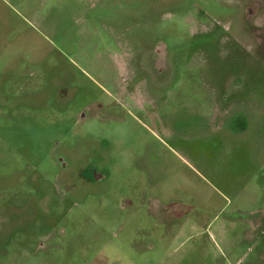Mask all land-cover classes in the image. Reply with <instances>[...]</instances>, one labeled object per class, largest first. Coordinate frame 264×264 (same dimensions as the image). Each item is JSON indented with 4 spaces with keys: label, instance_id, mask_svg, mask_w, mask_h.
<instances>
[{
    "label": "rangeland",
    "instance_id": "374dc122",
    "mask_svg": "<svg viewBox=\"0 0 264 264\" xmlns=\"http://www.w3.org/2000/svg\"><path fill=\"white\" fill-rule=\"evenodd\" d=\"M245 2L0 0V264H264Z\"/></svg>",
    "mask_w": 264,
    "mask_h": 264
},
{
    "label": "flooded vegetation",
    "instance_id": "af4514ba",
    "mask_svg": "<svg viewBox=\"0 0 264 264\" xmlns=\"http://www.w3.org/2000/svg\"><path fill=\"white\" fill-rule=\"evenodd\" d=\"M242 8V20L248 21L253 26L251 34H249V32L247 33L249 40L246 44L250 45L249 48L252 49V51H250L254 55L256 61L259 59L264 60V22L261 24L257 23L261 17L264 18V0H247V2L242 5ZM239 42L241 44L244 43L240 39ZM159 54L161 60L166 59L165 51H159Z\"/></svg>",
    "mask_w": 264,
    "mask_h": 264
}]
</instances>
